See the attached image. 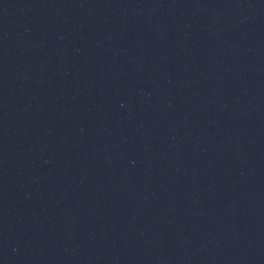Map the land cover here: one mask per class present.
Returning <instances> with one entry per match:
<instances>
[{"label": "water", "instance_id": "1", "mask_svg": "<svg viewBox=\"0 0 264 264\" xmlns=\"http://www.w3.org/2000/svg\"><path fill=\"white\" fill-rule=\"evenodd\" d=\"M0 264H264V0H0Z\"/></svg>", "mask_w": 264, "mask_h": 264}]
</instances>
